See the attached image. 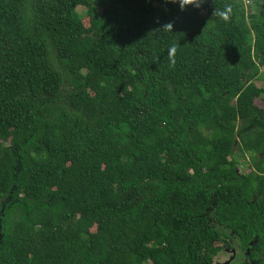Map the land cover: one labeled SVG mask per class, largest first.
<instances>
[{"label":"trees","instance_id":"16d2710c","mask_svg":"<svg viewBox=\"0 0 264 264\" xmlns=\"http://www.w3.org/2000/svg\"><path fill=\"white\" fill-rule=\"evenodd\" d=\"M249 1L0 0V264H264Z\"/></svg>","mask_w":264,"mask_h":264},{"label":"clouds","instance_id":"9594fccd","mask_svg":"<svg viewBox=\"0 0 264 264\" xmlns=\"http://www.w3.org/2000/svg\"><path fill=\"white\" fill-rule=\"evenodd\" d=\"M163 3H172L176 4L180 11L183 12L187 8H193V9H201L203 6L208 3V0H163ZM214 15L218 16L222 21L224 22H229L231 19L230 16V9H225V10H214ZM159 23V20L156 21ZM175 20L166 22L160 26L161 29L164 31H173V26H174ZM176 45L173 44L169 48V62L171 66H175L176 60H175V55H176Z\"/></svg>","mask_w":264,"mask_h":264},{"label":"rangeland","instance_id":"374dc122","mask_svg":"<svg viewBox=\"0 0 264 264\" xmlns=\"http://www.w3.org/2000/svg\"><path fill=\"white\" fill-rule=\"evenodd\" d=\"M245 4L248 6L250 4V1L245 0ZM106 6H108V5H106ZM101 9H100V11H101ZM77 11L80 14H82L83 22L87 23V15H85L84 8L79 7V8H77ZM255 83L258 86L264 87V68L260 69V75H259V77ZM255 103L260 108L264 107V102L261 100H256ZM248 158H249L248 156L245 157L246 160H248ZM238 170L241 173L249 172V167H248L246 162L243 163V158L240 159V165L238 167ZM220 246L222 249L219 252V254L214 258L213 264H233L235 257H236L235 248L223 246V243H220Z\"/></svg>","mask_w":264,"mask_h":264},{"label":"flooded vegetation","instance_id":"af4514ba","mask_svg":"<svg viewBox=\"0 0 264 264\" xmlns=\"http://www.w3.org/2000/svg\"><path fill=\"white\" fill-rule=\"evenodd\" d=\"M232 248H235V247H232ZM235 253H236V257L235 259H239V254H238V250L235 248ZM246 255V253H244ZM245 259L243 258L242 261H244ZM235 261V260H234Z\"/></svg>","mask_w":264,"mask_h":264}]
</instances>
